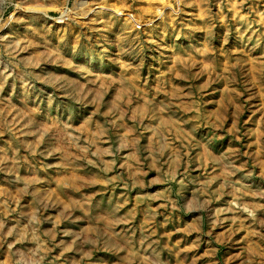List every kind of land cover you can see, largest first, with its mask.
<instances>
[{
	"label": "rangeland",
	"instance_id": "obj_1",
	"mask_svg": "<svg viewBox=\"0 0 264 264\" xmlns=\"http://www.w3.org/2000/svg\"><path fill=\"white\" fill-rule=\"evenodd\" d=\"M0 264H264V0H0Z\"/></svg>",
	"mask_w": 264,
	"mask_h": 264
}]
</instances>
